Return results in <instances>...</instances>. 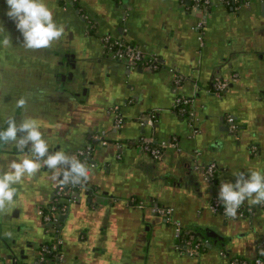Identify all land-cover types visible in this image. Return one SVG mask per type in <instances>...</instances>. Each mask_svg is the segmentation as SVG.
<instances>
[{
  "label": "crops",
  "instance_id": "0c3cea01",
  "mask_svg": "<svg viewBox=\"0 0 264 264\" xmlns=\"http://www.w3.org/2000/svg\"><path fill=\"white\" fill-rule=\"evenodd\" d=\"M260 1L239 10L211 8L201 43L195 25L203 13L189 9V0H46L56 22L65 26L66 50L73 47L86 64L85 89L78 96L59 95L53 88L52 76L61 67L54 59L59 48L25 49L6 15V0H0V29L12 41L10 47H0V99L7 100L0 113L13 114L19 123L25 113L16 100L23 97L28 117L41 126L51 152L63 150L82 161L79 151L92 149L85 162L93 192L79 191L54 232L43 225L38 210L49 211L58 181L44 168L16 185L18 198L6 215L0 214V264H32L42 244L59 239L57 264H230L232 257L256 256L264 239V205L245 201L241 207L254 211L232 218L213 212L210 204L222 182H235L236 172L264 171ZM105 35L140 46L157 56L160 65L132 68L110 58ZM172 67L185 78L179 87ZM217 77L229 80L224 92L211 88ZM176 95L193 99L195 135L187 117L172 109ZM115 105L124 119L117 130L109 112ZM150 112L157 114L155 125L141 126L139 119ZM227 115L238 124L234 134L226 128ZM7 120L0 116V128ZM100 130L106 131V145L94 138ZM142 136L155 142L176 138L177 146L156 159L137 146ZM11 145L5 152L0 147V157L18 155ZM213 161L218 170L212 183L204 178L203 167ZM153 205L174 208V217L203 243L197 254L187 253L172 222L153 213Z\"/></svg>",
  "mask_w": 264,
  "mask_h": 264
},
{
  "label": "clouds",
  "instance_id": "9594fccd",
  "mask_svg": "<svg viewBox=\"0 0 264 264\" xmlns=\"http://www.w3.org/2000/svg\"><path fill=\"white\" fill-rule=\"evenodd\" d=\"M6 15L15 23L23 37V47L29 50L49 49L66 35L65 26L54 19V12L46 0H6ZM0 47L12 45L9 35H2ZM16 107L23 109L25 116L20 119L12 116L7 126L0 128V145L14 144L17 156L12 159L0 157V214H7L8 208L18 198L16 185L34 177L46 168L53 180L61 187L80 185L90 178L89 168L80 159L70 156L63 150L50 151V143L36 120L28 117V101L20 97ZM22 154V155H21ZM235 182H222L218 199L224 206V214L235 218L239 208L247 201L250 205L264 204V171L249 170L236 172ZM264 254V253H261Z\"/></svg>",
  "mask_w": 264,
  "mask_h": 264
},
{
  "label": "built area",
  "instance_id": "2783aa9c",
  "mask_svg": "<svg viewBox=\"0 0 264 264\" xmlns=\"http://www.w3.org/2000/svg\"><path fill=\"white\" fill-rule=\"evenodd\" d=\"M71 2H76L77 0H70ZM184 1V0H183ZM252 0H189L187 7L189 9L200 10L203 13L202 19H200L196 25L195 29L199 31V40L203 42V28L207 23V16L213 7H231L233 9L239 10L243 6H248L251 4ZM103 43L105 47V52L108 56L114 60H125L127 65L132 68H136L141 64H147L151 67L157 68L160 65V59L154 56L138 45L125 42L121 37H115L112 35H105L103 37ZM173 73L174 83L177 87L181 85V82L185 79L175 68H170ZM237 74H234V77ZM229 85V80L221 77H217L213 80L211 88L214 92L221 93L224 92ZM176 87V88H177ZM193 99L186 95H176L173 102V110L178 114L187 117L189 121V126L192 130V135L198 132V128L195 126L197 121L196 113L192 108ZM110 114L113 116V128L119 129L123 122V116L118 105L112 106L109 109ZM157 114L156 112H150L147 116H143L139 119L141 126L153 127L156 122ZM226 121L230 124V129L232 131L238 130V124L232 115L226 117ZM96 140L101 141L102 144L106 145L108 141L106 140V131L100 130L94 135ZM176 138L171 140H161L155 142L152 137L142 136L138 142L137 146L142 152L148 153L154 158L158 159L162 156L166 148L176 147ZM92 149H84L79 151V156L82 158V162L87 164L91 157ZM199 154V152H197ZM87 163H86V162ZM200 166L195 164V169H199ZM204 168V178L208 182H214L216 178V173L218 170V164L216 162H210ZM86 190L93 193L88 185V182H84L77 186H72L71 184L61 187L60 184L57 187V192L54 196L53 203L49 208V211L38 210V213L42 216V219L47 223L51 231L57 232V226L60 224V214L67 212L70 205L78 201L79 191ZM264 205V204H262ZM137 206L140 208L145 207L143 202H138ZM210 209L213 212L224 214V206L219 201L217 196H214L211 200ZM151 211L159 216L166 217L175 229V236L184 242L187 246V253L190 255L197 254L203 243L195 238L194 233L190 230H186L183 223L174 217V208L169 206H158L153 205ZM254 208H248L244 210L242 207L239 208L236 218L245 217L247 212H253ZM225 215V214H224ZM61 240L53 242L50 244H43L38 259L32 264H57L60 260L62 254L60 253L59 247ZM224 257H227L226 252H221ZM264 239L262 238L257 245V254L253 259L242 258V257H232L230 258V264H264Z\"/></svg>",
  "mask_w": 264,
  "mask_h": 264
},
{
  "label": "flooded vegetation",
  "instance_id": "af4514ba",
  "mask_svg": "<svg viewBox=\"0 0 264 264\" xmlns=\"http://www.w3.org/2000/svg\"><path fill=\"white\" fill-rule=\"evenodd\" d=\"M251 3H252V1H251ZM234 10H236V9H234ZM57 43H54L53 46L50 48V49L59 48V50H57L56 52L53 51L55 53L54 54L55 58L54 57L53 58L55 60H57V58H58V62H56V64L58 66H61L60 70L56 71V73H54L53 76H52L53 83H54V87L53 88H54V90H55V92L57 94L60 93L59 95L68 93V94H72V95L74 94V95H78L79 96L80 93H81L80 91L82 90L83 93H84L83 89H85L84 83H85V71L87 69L86 68V64H83V60H80L78 55H77V53L72 51L73 47L70 46L71 48L67 51L66 50V46L67 45L65 43H63L62 40L57 42ZM70 50L72 52H70ZM59 58H60L61 61H59ZM77 69H78V71H77ZM212 82H213V80H212ZM82 87H84V88L82 89ZM6 101L7 100H1L0 99V103H1L0 105H3V107L1 106L0 109H2L3 111L6 109V107L4 106V103H6ZM3 111H1L2 113H0L1 117L4 116V117L9 118L10 116L13 115V114H10V113H5ZM0 147L3 149L4 152L7 151V150H12L13 149V148H11L12 147L11 144H9V145H1ZM58 185H59V181L57 182V184L55 186L54 195L57 192ZM76 202H74V203H76ZM74 203H72V204H74ZM43 211H46V210H43ZM40 217L42 219L41 215H40ZM43 222H44L43 225L48 226L47 223L44 220H43ZM42 245L40 246V251H41ZM39 254H40V252H39ZM12 257H11V259H12Z\"/></svg>",
  "mask_w": 264,
  "mask_h": 264
},
{
  "label": "water",
  "instance_id": "95a60500",
  "mask_svg": "<svg viewBox=\"0 0 264 264\" xmlns=\"http://www.w3.org/2000/svg\"><path fill=\"white\" fill-rule=\"evenodd\" d=\"M262 1V0H261ZM260 1V2H261ZM67 2L69 3V4H72L73 2H71L70 0H67ZM231 9H233V8H231ZM124 62H127V61H124ZM77 71H78V69H77ZM234 117V116H233ZM235 119V118H234ZM228 125V124H227ZM226 128H227V130L229 131H231V129H230V124L228 125V126H226ZM234 132H236V131H233L232 133L234 134ZM66 216H67V213H61L60 214V221H63L64 220V218H66Z\"/></svg>",
  "mask_w": 264,
  "mask_h": 264
}]
</instances>
